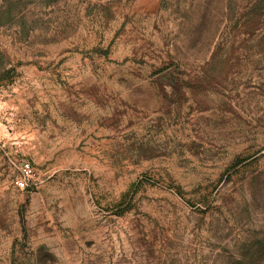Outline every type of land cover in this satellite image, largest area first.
Masks as SVG:
<instances>
[{"label":"rangeland","instance_id":"374dc122","mask_svg":"<svg viewBox=\"0 0 264 264\" xmlns=\"http://www.w3.org/2000/svg\"><path fill=\"white\" fill-rule=\"evenodd\" d=\"M0 264H264V0H0Z\"/></svg>","mask_w":264,"mask_h":264},{"label":"built area","instance_id":"2783aa9c","mask_svg":"<svg viewBox=\"0 0 264 264\" xmlns=\"http://www.w3.org/2000/svg\"><path fill=\"white\" fill-rule=\"evenodd\" d=\"M31 175V167L30 165H24L22 176L15 182V185L20 190H25L27 188V180Z\"/></svg>","mask_w":264,"mask_h":264}]
</instances>
